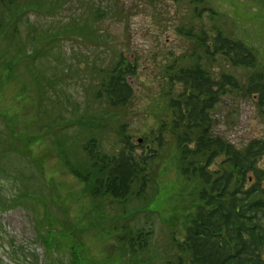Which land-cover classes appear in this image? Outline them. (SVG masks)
Listing matches in <instances>:
<instances>
[{"label": "rangeland", "instance_id": "obj_1", "mask_svg": "<svg viewBox=\"0 0 264 264\" xmlns=\"http://www.w3.org/2000/svg\"><path fill=\"white\" fill-rule=\"evenodd\" d=\"M197 6L206 8L200 17L190 0L17 2L0 33V264H70L74 242L87 264H101L116 244L106 234L121 225L151 227L149 264L175 261L168 233L179 234L176 224L196 203L172 161L170 138L152 169L149 196L159 197L128 219L116 217L122 204L86 197L63 159L83 164L80 143L91 135L108 153L121 147L122 134L139 145L138 153L155 147L149 133L167 115V103L159 99L168 90L166 65L189 62L196 47L189 31L212 38L220 30L244 43L264 74V0H205ZM76 19L88 24L86 37L56 39ZM119 54L136 65L129 77L134 95L113 109L94 91ZM215 57L208 62L212 75L231 74L243 87L250 71ZM212 115L215 133L237 148L254 138L264 142V105L242 89L223 95ZM127 203L132 208L145 202ZM70 226L78 229L73 236L65 231Z\"/></svg>", "mask_w": 264, "mask_h": 264}, {"label": "trees", "instance_id": "obj_2", "mask_svg": "<svg viewBox=\"0 0 264 264\" xmlns=\"http://www.w3.org/2000/svg\"><path fill=\"white\" fill-rule=\"evenodd\" d=\"M204 1L190 0L198 17L206 11L197 6ZM17 2L0 0V33H5L4 28L10 24H5L6 17L14 18ZM23 13L19 11V19ZM88 28V24L76 19L55 37L84 38ZM187 34L195 39L196 47L187 55L188 63L174 60L166 65L164 81L168 90L161 92L159 99H165L167 115L159 117L157 127L149 133L155 147L138 153L139 145L122 134L121 147L108 153L91 135L80 143L86 156L83 164L75 165L64 157V166L82 184L86 197L95 203L109 200L122 204L126 208L122 207L116 217L128 219L159 197V192L149 196L152 169L160 154L167 152L166 140L170 138L172 161L178 175L190 182L196 204L193 212L176 224L181 225L179 234L168 233L175 261L166 264H264V163L260 161L264 142L254 138L243 148H237L215 133L212 115L221 97L233 90L242 89L264 105V74L254 51L222 31L217 30L212 38L206 32ZM198 49L201 53H197ZM215 56L250 71L243 87L231 74L222 73L219 78L212 75L208 62L214 61ZM102 72L95 98L104 99L113 109L125 107L134 95L129 77L136 74V65L119 54L112 66ZM129 199L145 203L127 208ZM77 230L76 226L65 228L69 236ZM117 231L106 234L108 238L114 237L116 244L113 242L112 250L117 255L110 252L101 264L151 262V227L121 225ZM78 244L70 246V264H87L77 250Z\"/></svg>", "mask_w": 264, "mask_h": 264}]
</instances>
